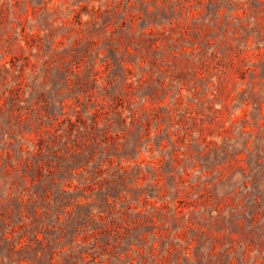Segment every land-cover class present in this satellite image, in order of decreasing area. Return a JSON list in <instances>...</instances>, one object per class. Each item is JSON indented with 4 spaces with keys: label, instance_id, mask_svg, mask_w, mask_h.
<instances>
[{
    "label": "rangeland",
    "instance_id": "obj_1",
    "mask_svg": "<svg viewBox=\"0 0 264 264\" xmlns=\"http://www.w3.org/2000/svg\"><path fill=\"white\" fill-rule=\"evenodd\" d=\"M0 264H264V0H0Z\"/></svg>",
    "mask_w": 264,
    "mask_h": 264
}]
</instances>
